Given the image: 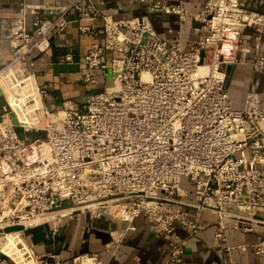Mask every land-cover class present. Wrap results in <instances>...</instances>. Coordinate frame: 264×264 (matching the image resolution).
Segmentation results:
<instances>
[{
  "label": "built area",
  "instance_id": "obj_1",
  "mask_svg": "<svg viewBox=\"0 0 264 264\" xmlns=\"http://www.w3.org/2000/svg\"><path fill=\"white\" fill-rule=\"evenodd\" d=\"M243 0H209L197 16L202 36L187 51L161 39L148 17L114 20L93 0L57 3L52 15L36 17L32 30L23 5L8 23L0 18V264H61L57 252L39 254L27 232L57 230L80 214L107 216L135 230L142 217L157 235H168L164 264H180L187 240L200 234L197 215L219 218L216 238L226 250L264 255V239L229 246L227 230L253 233L264 227V105L249 93L245 108H232L226 68L238 64L242 34L264 36V14ZM149 11L187 17L179 6L139 0ZM102 19V44L92 43L80 60L82 82L112 71V84L91 94L78 109L51 111L38 83L36 55L76 24ZM7 46V48H5ZM252 68L264 73V47ZM6 53L10 58L4 62ZM107 53L117 54L110 64ZM75 56L66 54L65 62ZM264 94V92H263ZM17 121V125L13 124ZM20 132L24 136L20 135ZM44 133V137L30 134ZM12 228L20 230L7 231ZM80 264H101L84 255Z\"/></svg>",
  "mask_w": 264,
  "mask_h": 264
},
{
  "label": "crops",
  "instance_id": "obj_2",
  "mask_svg": "<svg viewBox=\"0 0 264 264\" xmlns=\"http://www.w3.org/2000/svg\"><path fill=\"white\" fill-rule=\"evenodd\" d=\"M74 0H0V18L8 23L20 14L23 5L35 6L39 9L36 15L27 14V24L32 30L36 17L52 15V7L57 3L68 5ZM103 15L114 20H128L146 16L149 18L157 35L169 43L180 42L181 48L187 51L202 36L201 24L197 16L205 8L209 0H155L161 7L179 6L187 17L180 22L178 16L167 14L162 10L149 11L139 0H93ZM244 8L264 14V0H243ZM92 25L94 36L79 33L76 24L68 27L64 34L52 39L50 50L44 55H36L38 83L47 89L45 103L51 111L62 109H78L84 106L87 98L102 91L112 84L106 82L107 75L96 73V82L84 84L80 60L86 55L92 43L102 44V19L86 23ZM257 34L248 29L242 34L246 41L240 47L238 64L228 83V92L234 110L245 108L246 96L255 93L261 96L264 105V73L255 72L252 68L253 55L259 46L264 47V36L256 40ZM7 48V46H5ZM8 49V48H7ZM5 50L3 61L10 56ZM75 56L73 63H66V54ZM117 54L107 53L105 61L110 64ZM193 217L197 215L200 223V234L189 237L187 228L177 225L175 232L187 240L185 252L180 264H264V255L257 256L252 251L243 252L238 249L226 250V246L216 238L219 231V218L212 212L197 214L191 210ZM231 222L226 227L232 234L229 246L239 244H255L264 239V227L253 233L242 230L232 231ZM28 238L39 254L57 252L61 256V264H80L81 257L98 256L101 264H164L169 246L168 235H157L151 224L140 217L135 221V230H126L122 223L114 222L107 216L93 217L80 214L74 220L61 225L57 230L42 227L32 230Z\"/></svg>",
  "mask_w": 264,
  "mask_h": 264
},
{
  "label": "rangeland",
  "instance_id": "obj_3",
  "mask_svg": "<svg viewBox=\"0 0 264 264\" xmlns=\"http://www.w3.org/2000/svg\"><path fill=\"white\" fill-rule=\"evenodd\" d=\"M106 82L109 83V84L112 82V71H111V69L108 70V73H107V80H106ZM5 105H6V103L4 102V100H3V102L1 101V103H0V109L3 110V108L5 107ZM20 135H21V136H24V134H23L22 132H20ZM30 136L35 137L36 134H30ZM40 136H41V137H42V136L44 137V133L41 132V135H40ZM30 232H31V231H28V232H27V235L30 234ZM28 239H29V238H28Z\"/></svg>",
  "mask_w": 264,
  "mask_h": 264
},
{
  "label": "water",
  "instance_id": "obj_4",
  "mask_svg": "<svg viewBox=\"0 0 264 264\" xmlns=\"http://www.w3.org/2000/svg\"><path fill=\"white\" fill-rule=\"evenodd\" d=\"M234 68H235V65H230V66H227L226 68V73H227V86H228V83L230 81V78L231 76L233 75V71H234ZM0 96H1V93H0ZM13 124L17 125V121L16 120H13ZM21 228H12V229H8L7 231H15V230H20Z\"/></svg>",
  "mask_w": 264,
  "mask_h": 264
},
{
  "label": "trees",
  "instance_id": "obj_5",
  "mask_svg": "<svg viewBox=\"0 0 264 264\" xmlns=\"http://www.w3.org/2000/svg\"><path fill=\"white\" fill-rule=\"evenodd\" d=\"M40 135H41L40 133H37L35 137H40ZM35 137H34V138H35Z\"/></svg>",
  "mask_w": 264,
  "mask_h": 264
}]
</instances>
